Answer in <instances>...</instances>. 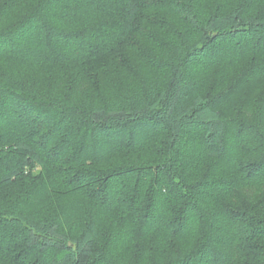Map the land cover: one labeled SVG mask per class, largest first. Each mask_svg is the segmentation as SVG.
Instances as JSON below:
<instances>
[{
	"label": "trees",
	"instance_id": "16d2710c",
	"mask_svg": "<svg viewBox=\"0 0 264 264\" xmlns=\"http://www.w3.org/2000/svg\"><path fill=\"white\" fill-rule=\"evenodd\" d=\"M166 4L179 23L162 33L153 67L102 102L0 75V264H264V206L255 194L237 207L235 193L264 186V94L252 120L231 108L228 76L206 88L215 60L236 46L264 54V0ZM145 9L147 0H0V58L74 57L82 45L115 56ZM157 131L165 137L152 159L98 172L103 185L81 215L59 204L52 212L36 185L14 198L6 190L52 169L51 149L98 164L102 151L142 149Z\"/></svg>",
	"mask_w": 264,
	"mask_h": 264
},
{
	"label": "rangeland",
	"instance_id": "374dc122",
	"mask_svg": "<svg viewBox=\"0 0 264 264\" xmlns=\"http://www.w3.org/2000/svg\"><path fill=\"white\" fill-rule=\"evenodd\" d=\"M151 1L147 0V7L149 5L150 10H144L145 20L140 22L138 33L131 36L129 45H118L112 51V53L118 51L115 56L111 57L109 51L97 58L94 51L84 45L79 51L75 49L74 57H51L46 60L45 55L48 58L49 54L39 53L31 60L19 62L12 57L2 56L0 75L9 76L18 84L32 90L47 92L51 95L57 94L83 105L102 102L111 88H115L114 91H116L125 86L127 81L130 82L133 77L138 79L143 71L153 67L155 55L153 49H159V44H162V33L175 29L179 23L178 17L170 13L166 4L167 0H155V7L150 6ZM54 42V47L63 43L59 38ZM103 44L108 45L109 41ZM231 51L233 52L230 57L223 56L215 60V64L209 70L210 76L206 88L214 90L215 85L220 84L221 79L228 76V86L234 85L237 89L232 94V101L230 100L231 108L241 107L243 114L250 115L249 119L253 120L257 114L259 99L264 94V54L246 57L244 45L236 46ZM239 78L243 82L239 83L238 89L236 80ZM152 137V143L139 150L122 151L118 154L114 149L110 152L104 150L103 154L109 156L98 164L91 160L73 162L72 155L76 151L72 149L68 153L66 151L65 156H57V150L51 149L53 150L51 156L56 161L52 169L39 168L36 170L37 180L26 179L22 182L23 184L16 183L6 190L14 198L36 185L34 187L40 191L48 190L49 195L45 204L51 206L52 212L55 213L56 206L59 204L60 207H67L73 215H81L84 207L92 199L93 192H97L103 185V175L99 173L115 164L138 161L142 158L143 161L152 159L161 148L157 141L161 142L165 133L153 132ZM243 157L245 161L251 159L248 155ZM262 184L264 185V181ZM237 191L240 192V195L235 192L238 196L237 207H241L240 203L246 199L249 202L253 200L255 194L261 206H264V186L248 183Z\"/></svg>",
	"mask_w": 264,
	"mask_h": 264
}]
</instances>
